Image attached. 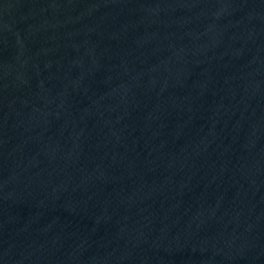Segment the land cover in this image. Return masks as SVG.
Returning <instances> with one entry per match:
<instances>
[{
    "label": "water",
    "instance_id": "obj_1",
    "mask_svg": "<svg viewBox=\"0 0 264 264\" xmlns=\"http://www.w3.org/2000/svg\"><path fill=\"white\" fill-rule=\"evenodd\" d=\"M0 264H264V0H0Z\"/></svg>",
    "mask_w": 264,
    "mask_h": 264
}]
</instances>
